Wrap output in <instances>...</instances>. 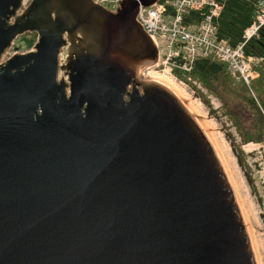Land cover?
I'll list each match as a JSON object with an SVG mask.
<instances>
[{"label":"water","instance_id":"1","mask_svg":"<svg viewBox=\"0 0 264 264\" xmlns=\"http://www.w3.org/2000/svg\"><path fill=\"white\" fill-rule=\"evenodd\" d=\"M157 1L0 0V264H264L215 127L149 68Z\"/></svg>","mask_w":264,"mask_h":264},{"label":"built area","instance_id":"2","mask_svg":"<svg viewBox=\"0 0 264 264\" xmlns=\"http://www.w3.org/2000/svg\"><path fill=\"white\" fill-rule=\"evenodd\" d=\"M23 1L26 5L31 2ZM122 1L97 0L110 9L121 7ZM222 9L217 0H158L148 6L140 4L136 18L159 50L158 61L150 67L164 66L162 71H151L165 73L178 80L173 73L175 69L191 72L199 58L211 57L226 63L233 76L251 86L259 73L254 67L256 58L248 55L245 48L264 25V9L245 29L242 41L236 46L217 35L214 21ZM193 10L202 11L203 19L199 23L186 24L184 16Z\"/></svg>","mask_w":264,"mask_h":264},{"label":"rangeland","instance_id":"3","mask_svg":"<svg viewBox=\"0 0 264 264\" xmlns=\"http://www.w3.org/2000/svg\"><path fill=\"white\" fill-rule=\"evenodd\" d=\"M26 33L33 34V32ZM22 35L14 40L11 48L5 54V58H8L14 53L27 50L24 47H19ZM66 55L67 51L64 49L61 58L63 62ZM163 67L164 66L160 64L159 66L150 67V70L157 69L162 71ZM145 68H143V72L146 75L149 73V68L147 70ZM191 72L181 71L179 69L173 71L174 75L178 77V80L175 79L177 83L183 87L200 106L215 127L222 143L229 152L246 195L254 208L264 237L263 146H261L260 142H256L255 140L248 139L246 142L242 140L243 131L248 132V129L252 128L256 123V120L259 121V115L246 101V97L242 91V85L235 80L236 78L234 79V77H231V87L239 90V94L231 93L229 86L226 87L224 84H219V81H215L211 86H208L193 77ZM59 73L60 78L62 79V69ZM65 79L67 81L69 80L67 74L65 75ZM181 81L183 83H181ZM231 116L239 119L241 125L237 126ZM238 152L241 154L240 158L238 157Z\"/></svg>","mask_w":264,"mask_h":264},{"label":"trees","instance_id":"4","mask_svg":"<svg viewBox=\"0 0 264 264\" xmlns=\"http://www.w3.org/2000/svg\"><path fill=\"white\" fill-rule=\"evenodd\" d=\"M223 9L214 23L217 28L219 38L226 39L231 45H238L242 39L245 29L252 24L257 15L264 9V0H217ZM203 12L193 10L184 16L186 24L199 23L203 19ZM37 34L35 32L25 33L21 36L19 47L29 49L33 46ZM246 53L257 59L254 64L259 75L252 81L249 87L244 80L233 76L228 65L222 61L211 57H201L194 65L192 76L211 86L213 82L219 81V84L230 88L231 93L239 94V90L231 87V77L242 85V91L249 105L255 109L259 115V121L252 126L249 131H243V141L255 140L263 146L264 163V25L259 30L258 35L253 37L246 45ZM237 126H240L239 119L231 116ZM238 157L241 154L238 152Z\"/></svg>","mask_w":264,"mask_h":264},{"label":"bare ground","instance_id":"5","mask_svg":"<svg viewBox=\"0 0 264 264\" xmlns=\"http://www.w3.org/2000/svg\"><path fill=\"white\" fill-rule=\"evenodd\" d=\"M124 1H125V0H123V1L121 2V6H122V3H123ZM155 73L160 74L161 76L167 77V78H169V79L175 80V78H173L172 76L167 75V74H165V73H161V72H155ZM175 81H176V80H175ZM176 82H177V81H176ZM199 107H200V106H199Z\"/></svg>","mask_w":264,"mask_h":264}]
</instances>
